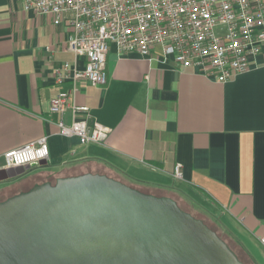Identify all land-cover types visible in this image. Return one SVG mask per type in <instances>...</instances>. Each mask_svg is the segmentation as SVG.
<instances>
[{"label": "crops", "instance_id": "0c3cea01", "mask_svg": "<svg viewBox=\"0 0 264 264\" xmlns=\"http://www.w3.org/2000/svg\"><path fill=\"white\" fill-rule=\"evenodd\" d=\"M67 35L52 17L0 0V171L4 153L44 136L49 146L47 161L0 186L35 188L90 174L131 189L173 190L189 206L180 187L190 189L200 195L196 210L233 242L237 252L230 251L246 264L225 221L263 248L264 45L246 72L224 83L162 62L159 47L150 60L111 45L107 84L80 82L73 98L89 109L90 121L111 131L102 145H80L59 135L58 116L49 113L50 101L69 86L56 82L57 71L74 60L65 49ZM176 164L180 178L173 175Z\"/></svg>", "mask_w": 264, "mask_h": 264}, {"label": "built area", "instance_id": "2783aa9c", "mask_svg": "<svg viewBox=\"0 0 264 264\" xmlns=\"http://www.w3.org/2000/svg\"><path fill=\"white\" fill-rule=\"evenodd\" d=\"M25 12L52 17L67 27L66 51L74 57L57 71L56 82H67L51 101L60 136L80 145L106 142L110 128L90 121L89 109L73 98L80 82L107 84L106 58L117 53L151 58L160 48L162 62L196 69L224 83L249 69L250 59L264 45V2L261 0H17ZM70 115V120L65 115ZM3 169L30 167L47 161V137L4 153ZM180 164L173 175L180 178ZM264 248V237L259 239Z\"/></svg>", "mask_w": 264, "mask_h": 264}, {"label": "water", "instance_id": "95a60500", "mask_svg": "<svg viewBox=\"0 0 264 264\" xmlns=\"http://www.w3.org/2000/svg\"><path fill=\"white\" fill-rule=\"evenodd\" d=\"M25 168L3 169L0 180ZM0 264L242 263L172 200L87 174L0 203Z\"/></svg>", "mask_w": 264, "mask_h": 264}, {"label": "rangeland", "instance_id": "374dc122", "mask_svg": "<svg viewBox=\"0 0 264 264\" xmlns=\"http://www.w3.org/2000/svg\"><path fill=\"white\" fill-rule=\"evenodd\" d=\"M176 185H178V183H176ZM36 188L37 187L25 189V188H22L18 184L1 185L0 186V203L12 197H16V196L25 194L27 192H30L31 190H35ZM133 188H135L134 190L142 194H145V195H151V196L159 197V198L164 197V198H168L172 200L173 202L177 204V206L179 207L181 211L189 214L194 219L201 221L205 226H207L209 229L214 231L218 237L223 239L224 243L226 242L225 244L229 245L230 250H232L233 252L235 251L237 252V248L233 245V242L229 240V238H227L226 235L221 233L219 228H217V226L213 224L210 221V219H208L205 215L199 213L198 210H196L197 204L200 203L199 202L200 195H196L192 193L190 189L180 187L182 188L183 192L186 193L187 196L191 198L190 200L191 205L189 206L183 203V201L179 197L176 196L173 190L161 191L153 187L148 188V187H139V186L138 187L134 186ZM225 224L231 230L234 236L239 240L240 245L243 246L241 247L242 248L241 252L240 250L238 252L242 254V255L239 254L240 260L244 261L246 264H264V249L261 248L259 245H257V243L251 240L248 236L243 234V232H241V230L237 226H235L231 221L227 220L225 221Z\"/></svg>", "mask_w": 264, "mask_h": 264}, {"label": "trees", "instance_id": "16d2710c", "mask_svg": "<svg viewBox=\"0 0 264 264\" xmlns=\"http://www.w3.org/2000/svg\"><path fill=\"white\" fill-rule=\"evenodd\" d=\"M50 184V183H49ZM55 183H53V184H50V185H54Z\"/></svg>", "mask_w": 264, "mask_h": 264}]
</instances>
